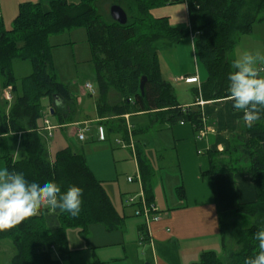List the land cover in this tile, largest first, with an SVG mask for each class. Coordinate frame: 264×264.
<instances>
[{
    "label": "trees",
    "instance_id": "trees-1",
    "mask_svg": "<svg viewBox=\"0 0 264 264\" xmlns=\"http://www.w3.org/2000/svg\"><path fill=\"white\" fill-rule=\"evenodd\" d=\"M103 2H24L10 28H4L0 20V75L4 87L11 85L13 93L9 113L0 111V124L5 132H21L24 152L20 159L2 150L0 156L10 171L22 172L29 181L53 179L62 190L72 184L83 190L81 210L75 217L45 205L12 227L0 230V241L7 239L14 248L9 264H63L70 256L68 230L77 229L86 237L91 224L115 230L124 222L103 183L91 171L85 154L67 146L51 158L41 134L40 122L45 115L64 125L73 121L76 108L72 90L54 70L51 35L86 29L97 79L96 114L101 126L107 128L105 140L111 141L115 135L130 142V135L135 136L139 130H129L126 114L148 113L151 120L161 124L188 122L198 135L206 123L198 100L231 101L227 80L232 71L229 53L240 35L249 33L254 23L264 19V0H107L104 6ZM175 2L187 4L189 29L172 26L167 17L151 13L153 8ZM112 4L125 10L126 23L112 19L108 11ZM190 33L194 36L196 58L207 75L193 88L195 102L185 105L163 74L157 44L173 45ZM14 59L28 60L32 65V72L23 76L19 85L12 70ZM142 76H146L143 93ZM44 98H48L51 108L43 105ZM260 116L251 126L243 122L226 148L208 151L210 168L206 173L247 172L255 198L221 215L222 255L214 250L204 251L190 264H244L257 251L254 233L264 227V111ZM135 147L144 196L151 204V169L137 140ZM233 223L237 224L236 230ZM142 233L146 237L144 228ZM231 237L235 248L230 245ZM166 250L167 257L178 264L177 247L171 244Z\"/></svg>",
    "mask_w": 264,
    "mask_h": 264
},
{
    "label": "crops",
    "instance_id": "crops-1",
    "mask_svg": "<svg viewBox=\"0 0 264 264\" xmlns=\"http://www.w3.org/2000/svg\"><path fill=\"white\" fill-rule=\"evenodd\" d=\"M49 1L0 0V20L3 25H12L20 4L24 2L47 4ZM67 1L77 3L80 0ZM151 13L155 17H167L172 26L183 29L190 27L188 8L185 2L162 5L153 8ZM191 37V40L188 41L194 47L193 34ZM234 51L233 47L229 53L231 61L238 57ZM183 75L197 77L201 82L206 78L207 73L205 70V72L198 71V73H183L179 76ZM165 78L169 81L173 79L183 82L172 76ZM186 84H193L191 86L192 94L189 96L183 94L182 99L178 98L179 95L173 87L177 99L182 104L189 105L196 100L193 88L197 83L193 81ZM69 88L76 100L75 114L79 111L80 117L76 118L73 114L71 123L60 125L57 124L55 118L45 115L44 118H48L54 126L51 129L46 127L44 118L40 122L42 127L40 131L51 158H54L58 150L69 146L74 151L85 154L91 171L102 183L117 180L120 175L117 169V155L114 150L103 148V151H90L91 149L87 148V151L83 152L74 145V137L77 136L78 140L82 141L78 137V128L88 126L89 130L91 129L89 133L92 138L102 142L105 139H101L100 136L105 135L107 128L105 126H102L100 130L98 128L102 124L99 123L96 114V97L89 102L88 111L86 107L80 106L84 101L80 103L74 93L76 88ZM7 91L11 93V99L5 97ZM12 99L11 85L4 87L3 78L0 75V111L2 113H9ZM42 102L45 107L51 108L48 98H44ZM202 107L205 113V126L214 128L213 132H208L203 137H199L188 122L172 125L161 124L156 120H151L148 113L125 115L129 130L136 128L139 131L135 136L130 135V142L118 140V138L116 140L121 142L123 146H120L121 148L126 147L124 149H128L132 154L137 173L132 175L135 177L133 181L128 180L129 173L121 171L123 172L121 176L124 177L126 174L125 186L133 183L136 185L135 188L129 187L134 193L133 195H137L141 190L144 192L136 155L135 141L137 140L141 153L151 169L150 184L153 204L160 214V219L146 224L143 216L135 215V205L131 204L133 209L129 208L130 205L127 206L129 203L119 206L109 195L119 213L124 216L122 227L107 230L102 224L94 223L89 226L86 237H83L77 229L68 230L67 240L70 256L63 260V264L65 262L69 264H92L95 262L103 264H175L167 257L166 247L171 244L177 247L178 264H190L196 261L202 252L215 250L213 249L214 244L218 240L219 245L222 244L221 215L232 212L238 207V204L253 200L255 189L247 172L206 173L210 168L208 151L211 149L220 151L226 148L233 134L240 131L243 120L242 113L232 108V102L229 99L220 102L204 101ZM129 143L134 145L133 149L128 146ZM21 148V132H5L0 124V152L1 150L2 152H11L15 159H20L24 154V152L19 153ZM123 156L125 155L123 154ZM0 166L6 167V162L1 156ZM136 175L140 176V180L136 179ZM111 188L115 191L114 197H116L117 187L112 184ZM143 228L146 232L144 238ZM1 243L2 241H0V245L9 247V254L11 249L13 250L11 259L14 254V248H11L12 243Z\"/></svg>",
    "mask_w": 264,
    "mask_h": 264
},
{
    "label": "rangeland",
    "instance_id": "rangeland-1",
    "mask_svg": "<svg viewBox=\"0 0 264 264\" xmlns=\"http://www.w3.org/2000/svg\"><path fill=\"white\" fill-rule=\"evenodd\" d=\"M105 2H107V0H104L102 3L103 6ZM108 11L106 13L105 9V14H108ZM10 26L11 24L3 25V27L6 29H8ZM252 29V32L250 31L249 33L242 34L238 37L234 46V53L237 56H239L244 51L260 50L262 53H264V19L254 23ZM191 36V33L185 35L179 42L173 45H165L162 42L157 44L158 61L165 77L172 76L178 78L179 75L183 73H198V71L205 72V68L203 67L202 63L199 62L195 57L193 44L188 41L189 39L191 40ZM49 44L51 46L54 70L58 79L67 84L69 87L76 88L74 93L76 94L80 103L84 101V103L80 106L86 107L89 111V102L92 100V98L96 97L97 79L94 65L91 60V51L89 42L87 40L86 29L80 27L65 30L64 32L56 35H51L49 37ZM12 63V70L15 78L17 79L16 82L19 85L20 79L32 72V65L30 61L22 59H14ZM171 81L173 82L176 93L179 95V99H182L183 94H188V96L192 94L191 86H193V84H186L184 81L178 82L174 81L173 79ZM86 82H90L92 84L95 90L94 94H91L86 90L84 87ZM74 117L79 118L80 112L77 111V114L74 113ZM89 131L91 132V129L84 132L85 138L82 139V141L78 140L77 136L74 137V145L77 146V148L79 147L83 152L87 151V148H90V151H103V148H105L114 150L116 152L118 162L117 169L120 177L117 180H113L111 182L110 180L105 183L103 182V185L107 193L111 196L112 200L115 203L117 202L119 206H123L124 204L128 203L127 199L134 194L129 189V187H136L134 183L132 185L125 186L126 182H124L127 173H129V176L135 175L137 173V171H135V165L133 164L134 160L132 158V154L128 149H124L126 147L121 148L123 146L121 142L118 141L121 139L119 136L115 137V135H113L111 137V141L104 140V142H102L94 140ZM117 138L118 140H116ZM122 150H124L123 153ZM19 153H23L22 148ZM123 154L125 156H123ZM121 171L126 173L124 174V177L121 176L123 175L121 174L123 173ZM112 184H115L117 187L116 197H114L115 191L111 188ZM129 205V208L133 209L131 204H128L127 206ZM232 226L233 230L238 228L237 224L233 223ZM229 240L230 245L234 246L235 248L236 245L234 243V238L231 237ZM3 242L10 241L5 239L1 244H3ZM11 248H13L12 245ZM213 249H215L214 251L216 254L222 255L223 249L222 244L219 245V240L214 244ZM12 253V249L9 254V247L0 245V264H8ZM65 264L69 263L65 262Z\"/></svg>",
    "mask_w": 264,
    "mask_h": 264
},
{
    "label": "clouds",
    "instance_id": "clouds-1",
    "mask_svg": "<svg viewBox=\"0 0 264 264\" xmlns=\"http://www.w3.org/2000/svg\"><path fill=\"white\" fill-rule=\"evenodd\" d=\"M231 69L227 80L232 108L242 113L245 125L251 126L264 111V53L244 51L232 61ZM82 191L76 184L62 190L53 179L29 181L22 172L0 166V230L12 227L45 205L75 217L81 210ZM254 239L257 251L244 264H264V227L254 233Z\"/></svg>",
    "mask_w": 264,
    "mask_h": 264
},
{
    "label": "built area",
    "instance_id": "built-area-1",
    "mask_svg": "<svg viewBox=\"0 0 264 264\" xmlns=\"http://www.w3.org/2000/svg\"><path fill=\"white\" fill-rule=\"evenodd\" d=\"M178 80L180 81H185L186 83H191L193 81H195L197 83V85L200 84V82L198 81L197 77H192V76H179ZM85 88L91 93H94V88L92 86V84L90 82H86L85 83ZM5 97L7 99H11L12 95L9 91L5 92ZM198 102L202 105L204 103V100L199 99ZM44 123L46 124V127L48 129L53 128L54 126L50 123V121L48 120V118H44ZM99 130L101 128V126L98 127ZM89 130L88 126H84L81 128H78V137L80 139H84L85 138V134L84 132ZM214 128H207V126H204L202 129H200L198 136L199 137H203L205 136L208 132H213ZM101 139H105V135L100 136ZM128 146L130 148H134V145L132 143H129ZM135 177L134 176H128V180L129 181H133ZM136 179L140 180V176L136 175ZM127 202L129 204L135 205V215H141L144 217L146 224H149L151 221H157L160 219V214L157 210V208L155 207V205L153 203L149 204L146 202L145 196H144V192L141 190L137 195H133L130 196L127 199Z\"/></svg>",
    "mask_w": 264,
    "mask_h": 264
},
{
    "label": "water",
    "instance_id": "water-1",
    "mask_svg": "<svg viewBox=\"0 0 264 264\" xmlns=\"http://www.w3.org/2000/svg\"><path fill=\"white\" fill-rule=\"evenodd\" d=\"M109 13H110V16L112 17V19H114L115 21H118V22L123 23V24L127 22V19H128L127 13L119 4H112L109 8ZM145 80H146V76H142L141 82H140V89H141L142 93L144 90Z\"/></svg>",
    "mask_w": 264,
    "mask_h": 264
}]
</instances>
